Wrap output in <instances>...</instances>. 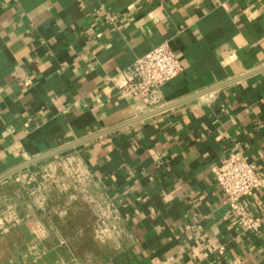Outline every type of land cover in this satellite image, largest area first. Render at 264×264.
I'll list each match as a JSON object with an SVG mask.
<instances>
[{
	"label": "crops",
	"instance_id": "obj_1",
	"mask_svg": "<svg viewBox=\"0 0 264 264\" xmlns=\"http://www.w3.org/2000/svg\"><path fill=\"white\" fill-rule=\"evenodd\" d=\"M165 42L162 106L264 66V0H0V176L151 111L114 78ZM235 149L264 178V70L67 150L122 235L98 264H264V188L247 232L212 171ZM29 167L0 181V264H88L60 199L14 193Z\"/></svg>",
	"mask_w": 264,
	"mask_h": 264
},
{
	"label": "rangeland",
	"instance_id": "obj_2",
	"mask_svg": "<svg viewBox=\"0 0 264 264\" xmlns=\"http://www.w3.org/2000/svg\"><path fill=\"white\" fill-rule=\"evenodd\" d=\"M14 178L15 194L36 195L41 201L55 196L62 201L55 208L72 213L63 222L70 229L67 223L74 220V233L70 237L80 245L77 251L82 261L98 264L112 255L122 236L117 219L101 189L74 153L65 151L30 165Z\"/></svg>",
	"mask_w": 264,
	"mask_h": 264
},
{
	"label": "built area",
	"instance_id": "obj_3",
	"mask_svg": "<svg viewBox=\"0 0 264 264\" xmlns=\"http://www.w3.org/2000/svg\"><path fill=\"white\" fill-rule=\"evenodd\" d=\"M182 70L176 51L165 42L122 70L114 81L123 93L154 110L162 106V87L174 80ZM29 84L30 81H26V85ZM212 171L226 206L238 216L247 232H259L261 220L252 217L243 203L253 192L264 188V178L259 176L256 164L243 151L235 149ZM217 251L225 253L223 246H219Z\"/></svg>",
	"mask_w": 264,
	"mask_h": 264
},
{
	"label": "water",
	"instance_id": "obj_4",
	"mask_svg": "<svg viewBox=\"0 0 264 264\" xmlns=\"http://www.w3.org/2000/svg\"><path fill=\"white\" fill-rule=\"evenodd\" d=\"M263 70H264V66L261 67V68H259V69H257V70H255L254 72H252V73H250V74H247L246 76H242V77H240V78H237V79H234V80H231V81L225 82V83L220 84V85H218V86H214V87H212V88H209V89L204 90V91H202V92H198V93H196V94H193V95H191V96H188V97H186V98H184V99H181V100H178V101H176V102H173V103H170V104L163 105V106H161V107H159V108H156V109L151 110V111H149V112H146V113H144V114H142V115H139V116H137V117H135V118H133V119H131V120H128V121L123 122V123H121V124H118V125H116V126H113V127L107 128V129L102 130V131H100V132H97V133H95V134H93V135H91V136L85 137V138H83V139H81V140H79V141H76V142H74V143H71V144H68V145L62 146V147H60V148H58V149H56V150H53V151H51V152H48V153L42 154V155L37 156V157H35V158H31V159H29V160H27V161H25V162H23V163L17 165L16 167L12 168V169L9 170L8 172H6L3 176H0V181L3 180L4 178L8 177L9 175H11V174H13V173H15V172H17V171H19V170L25 168V167H28V166L33 165V164H35V163H37V162H40V161H42V160H45V159H48V158L53 157V156H55V155H58V154H60V153H62V152H65V151L70 150V149H72V148H75V147H77V146H80V145H82V144H84V143H87V142H89V141H91V140H95V139H97V138H100V137L106 136V135H108V134H110V133H112V132H114V131H116V130H119V129H121V128H124V127H126V126L131 125V124H134V123H136V122L142 121V120H144V119H146V118H149V117H151V116H153V115L159 114V113H161V112H164V111H167V110H169V109H172V108H174V107H176V106L182 105V104H184V103L190 102V101H192V100H195V99H197V98H200V97H202V96H205V95H207V94H210V93H212V92H214V91H217V90L220 89V88H223V87H225V86H228V85H230V84H232V83H234V82H237L238 80L244 79V78H246V77H248V76H251V75H253V74L259 73V72H261V71H263Z\"/></svg>",
	"mask_w": 264,
	"mask_h": 264
}]
</instances>
